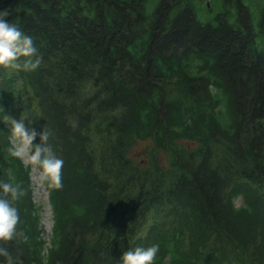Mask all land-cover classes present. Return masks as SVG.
<instances>
[{
    "label": "trees",
    "instance_id": "obj_1",
    "mask_svg": "<svg viewBox=\"0 0 264 264\" xmlns=\"http://www.w3.org/2000/svg\"><path fill=\"white\" fill-rule=\"evenodd\" d=\"M5 8L42 58L0 66V180L26 191L27 239L0 242L15 264H121L152 245L153 264H264V0ZM12 118L47 126L64 161L62 188L44 180L49 234Z\"/></svg>",
    "mask_w": 264,
    "mask_h": 264
},
{
    "label": "clouds",
    "instance_id": "obj_2",
    "mask_svg": "<svg viewBox=\"0 0 264 264\" xmlns=\"http://www.w3.org/2000/svg\"><path fill=\"white\" fill-rule=\"evenodd\" d=\"M10 14L7 8L0 10V66L34 71L40 66L42 58L38 55L32 38L24 34L17 23L7 20ZM6 123L13 142L11 155L20 158L27 156L34 170L36 166L41 170V180L48 181L53 188H62L64 161L55 154L49 143V138L53 135L52 131L45 126L41 132H38L35 128L28 127L14 118L7 120ZM37 137L40 143L34 144ZM25 195L26 191L19 185L0 180V242H9L18 237L27 239L22 231H18L20 216L13 203ZM158 251L159 245L147 248L136 247L124 252L120 262L121 264H153ZM0 257H4L7 264H15L12 254L2 245H0Z\"/></svg>",
    "mask_w": 264,
    "mask_h": 264
},
{
    "label": "rangeland",
    "instance_id": "obj_3",
    "mask_svg": "<svg viewBox=\"0 0 264 264\" xmlns=\"http://www.w3.org/2000/svg\"><path fill=\"white\" fill-rule=\"evenodd\" d=\"M31 115L34 117H36V111L35 109L32 110ZM20 121H22L23 123L26 124V126L30 127V122L28 123V119L26 120V118L24 119H20ZM31 123H33L31 121ZM37 122L35 121V124ZM34 124V123H33ZM32 128L36 129V126H32ZM17 143H19V141H17ZM147 146L146 142H141L139 143L136 147L133 148V153H139L144 155V151L145 148ZM23 161L27 164L31 166V179L33 182V186H34V195H35V199L36 201H38L40 204L43 205V227L46 231V234H49L51 232V228H52V224H53V218H52V210L49 204V200H48V189L44 183V180L40 179V169L38 168V166L34 167L28 162L27 156L22 158Z\"/></svg>",
    "mask_w": 264,
    "mask_h": 264
}]
</instances>
